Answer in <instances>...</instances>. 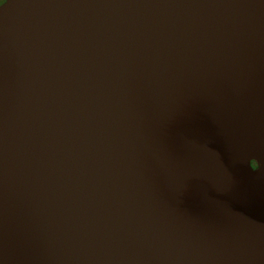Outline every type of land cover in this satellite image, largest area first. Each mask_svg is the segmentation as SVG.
<instances>
[{"label":"water","instance_id":"95a60500","mask_svg":"<svg viewBox=\"0 0 264 264\" xmlns=\"http://www.w3.org/2000/svg\"><path fill=\"white\" fill-rule=\"evenodd\" d=\"M0 264H264V0H2Z\"/></svg>","mask_w":264,"mask_h":264},{"label":"trees","instance_id":"16d2710c","mask_svg":"<svg viewBox=\"0 0 264 264\" xmlns=\"http://www.w3.org/2000/svg\"><path fill=\"white\" fill-rule=\"evenodd\" d=\"M251 164H252L253 167L255 166V164L253 162H251Z\"/></svg>","mask_w":264,"mask_h":264},{"label":"rangeland","instance_id":"374dc122","mask_svg":"<svg viewBox=\"0 0 264 264\" xmlns=\"http://www.w3.org/2000/svg\"><path fill=\"white\" fill-rule=\"evenodd\" d=\"M2 0H0V2H1Z\"/></svg>","mask_w":264,"mask_h":264}]
</instances>
